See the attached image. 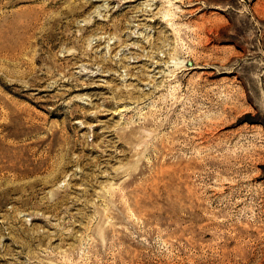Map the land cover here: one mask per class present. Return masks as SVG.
Wrapping results in <instances>:
<instances>
[{
	"label": "rangeland",
	"instance_id": "1",
	"mask_svg": "<svg viewBox=\"0 0 264 264\" xmlns=\"http://www.w3.org/2000/svg\"><path fill=\"white\" fill-rule=\"evenodd\" d=\"M0 264H264V0H0Z\"/></svg>",
	"mask_w": 264,
	"mask_h": 264
},
{
	"label": "bare ground",
	"instance_id": "2",
	"mask_svg": "<svg viewBox=\"0 0 264 264\" xmlns=\"http://www.w3.org/2000/svg\"><path fill=\"white\" fill-rule=\"evenodd\" d=\"M14 163V162H13ZM12 166H13V164H12Z\"/></svg>",
	"mask_w": 264,
	"mask_h": 264
}]
</instances>
